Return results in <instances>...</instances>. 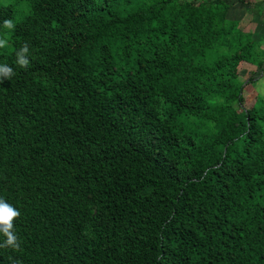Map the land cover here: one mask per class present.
Segmentation results:
<instances>
[{
  "label": "trees",
  "instance_id": "16d2710c",
  "mask_svg": "<svg viewBox=\"0 0 264 264\" xmlns=\"http://www.w3.org/2000/svg\"><path fill=\"white\" fill-rule=\"evenodd\" d=\"M232 7L0 0V264H264V47Z\"/></svg>",
  "mask_w": 264,
  "mask_h": 264
},
{
  "label": "clouds",
  "instance_id": "9594fccd",
  "mask_svg": "<svg viewBox=\"0 0 264 264\" xmlns=\"http://www.w3.org/2000/svg\"><path fill=\"white\" fill-rule=\"evenodd\" d=\"M2 27L9 32L16 28V23L13 19L8 18L2 21ZM7 33L0 34V49L7 47ZM16 64L27 70L31 64V52L28 42H24L15 51ZM16 75L13 66L7 63H0V82L4 80H12ZM21 212L13 204L9 203L4 197H0V249H11L15 252L22 251V239L16 231V221L20 219ZM10 264H22L12 256L8 257Z\"/></svg>",
  "mask_w": 264,
  "mask_h": 264
},
{
  "label": "crops",
  "instance_id": "0c3cea01",
  "mask_svg": "<svg viewBox=\"0 0 264 264\" xmlns=\"http://www.w3.org/2000/svg\"><path fill=\"white\" fill-rule=\"evenodd\" d=\"M252 2L260 0H251ZM262 10L260 13H251L247 11L244 4L238 0H233V19L241 20V25L246 30L253 32L254 37L260 40L264 47V0H262Z\"/></svg>",
  "mask_w": 264,
  "mask_h": 264
},
{
  "label": "rangeland",
  "instance_id": "374dc122",
  "mask_svg": "<svg viewBox=\"0 0 264 264\" xmlns=\"http://www.w3.org/2000/svg\"><path fill=\"white\" fill-rule=\"evenodd\" d=\"M1 1H6V0H1ZM233 4V0H229ZM230 15L233 17V7L230 12ZM250 66L246 65L242 67V72H241V77L243 79L249 78V76L252 74V70L250 71ZM255 71V69H254ZM253 71V72H254ZM253 76L256 78L254 81L251 83L246 84L245 90H244V95L248 102H251V98L257 94L264 95V73H260L259 70H257Z\"/></svg>",
  "mask_w": 264,
  "mask_h": 264
}]
</instances>
